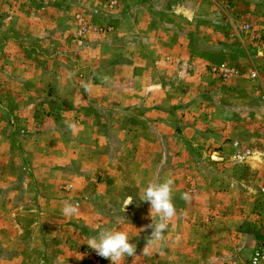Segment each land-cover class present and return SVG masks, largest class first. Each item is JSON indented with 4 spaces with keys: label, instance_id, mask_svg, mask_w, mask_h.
Here are the masks:
<instances>
[{
    "label": "rangeland",
    "instance_id": "obj_1",
    "mask_svg": "<svg viewBox=\"0 0 264 264\" xmlns=\"http://www.w3.org/2000/svg\"><path fill=\"white\" fill-rule=\"evenodd\" d=\"M102 228L124 264H264V0H0V264H112Z\"/></svg>",
    "mask_w": 264,
    "mask_h": 264
},
{
    "label": "clouds",
    "instance_id": "obj_2",
    "mask_svg": "<svg viewBox=\"0 0 264 264\" xmlns=\"http://www.w3.org/2000/svg\"><path fill=\"white\" fill-rule=\"evenodd\" d=\"M68 127L75 131L77 126L74 123H69ZM174 185L175 179L169 175L163 180L150 181L141 188L139 200L149 203L148 216L152 221L140 229V231L152 229L144 249L159 247L161 242L166 239L170 222L177 216V209L173 202ZM181 199L186 203H191L192 195L190 192H184L181 194ZM133 201L134 199L131 197L126 199L125 211ZM61 212L66 218H73L79 214V206L66 202L62 206ZM131 239L127 230L102 228L97 230L95 235L89 236L84 244L98 256L110 260L112 264H124L126 257L136 256V244L130 243ZM77 258L82 259L83 256L80 254Z\"/></svg>",
    "mask_w": 264,
    "mask_h": 264
},
{
    "label": "built area",
    "instance_id": "obj_3",
    "mask_svg": "<svg viewBox=\"0 0 264 264\" xmlns=\"http://www.w3.org/2000/svg\"><path fill=\"white\" fill-rule=\"evenodd\" d=\"M262 245L263 246L258 247L253 253L252 260L254 263L260 260H264V243Z\"/></svg>",
    "mask_w": 264,
    "mask_h": 264
}]
</instances>
